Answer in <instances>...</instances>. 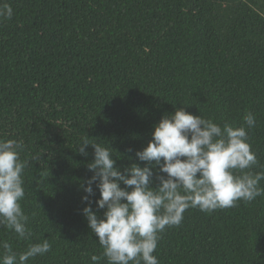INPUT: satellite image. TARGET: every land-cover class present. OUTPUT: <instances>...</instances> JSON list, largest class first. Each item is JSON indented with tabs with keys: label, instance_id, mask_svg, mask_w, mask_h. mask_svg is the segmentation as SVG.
<instances>
[{
	"label": "trees",
	"instance_id": "obj_1",
	"mask_svg": "<svg viewBox=\"0 0 264 264\" xmlns=\"http://www.w3.org/2000/svg\"><path fill=\"white\" fill-rule=\"evenodd\" d=\"M0 140L22 144L20 200L31 235L0 225L17 256L47 239L27 264H108L83 214L94 174L88 140L108 147L122 171L155 125L183 107L245 127L264 172V0H0ZM251 112L256 126L247 128ZM132 149L131 152L128 150ZM156 187L158 166L153 168ZM240 174V173H237ZM121 187L125 185L121 182ZM264 188V180L260 181ZM98 217L104 209L93 184ZM6 250L0 246V256ZM159 264H264V195L234 207L189 208L160 233Z\"/></svg>",
	"mask_w": 264,
	"mask_h": 264
},
{
	"label": "clouds",
	"instance_id": "obj_2",
	"mask_svg": "<svg viewBox=\"0 0 264 264\" xmlns=\"http://www.w3.org/2000/svg\"><path fill=\"white\" fill-rule=\"evenodd\" d=\"M12 15L10 5L0 6V18L11 19ZM244 122L247 128L256 126L251 112L244 116ZM90 144L94 160L88 168L94 174L82 185L86 193L82 200L87 203L82 211L108 264H159L153 253L160 233L166 227L179 226L187 209L210 212L264 195L260 187L264 172L245 171L258 164L247 129L227 122L221 126L183 107L163 116L147 146L135 152L144 166L134 162L122 171L108 147L88 140L79 144L80 154L87 156ZM21 148L16 140H0V225L23 239L31 233L26 227L29 218L20 204L25 196L26 166L19 158ZM155 166L159 169L155 176L158 184L152 187ZM93 184L100 192L95 203L105 210L103 217L92 208ZM0 246L7 253L0 256V264H27L30 258L51 250L47 239L31 244L18 256L9 243ZM99 259L91 257L93 264Z\"/></svg>",
	"mask_w": 264,
	"mask_h": 264
}]
</instances>
